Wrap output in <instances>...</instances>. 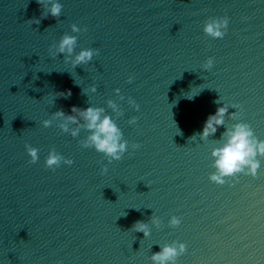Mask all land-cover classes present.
Masks as SVG:
<instances>
[{
	"label": "water",
	"instance_id": "water-1",
	"mask_svg": "<svg viewBox=\"0 0 264 264\" xmlns=\"http://www.w3.org/2000/svg\"><path fill=\"white\" fill-rule=\"evenodd\" d=\"M58 2L60 17L40 19L36 0H0V264H152L173 241L187 246L177 264H264V158L255 178L218 185L211 152L225 129L190 139L217 107L238 103L225 126L248 123L264 140V0ZM224 16L226 35L206 36L207 20ZM65 33L77 36L75 52L99 54L76 68L63 54L52 58L49 46ZM90 105L112 115L128 141L120 161L82 148L84 130L72 137L60 120L42 125ZM25 144L39 149L36 163ZM53 148L74 163L47 169ZM138 220L149 236L132 229Z\"/></svg>",
	"mask_w": 264,
	"mask_h": 264
},
{
	"label": "clouds",
	"instance_id": "clouds-1",
	"mask_svg": "<svg viewBox=\"0 0 264 264\" xmlns=\"http://www.w3.org/2000/svg\"><path fill=\"white\" fill-rule=\"evenodd\" d=\"M37 4L41 6V18L47 19L49 15L56 19L60 17L62 13L63 5L58 0H36ZM40 19L30 20L29 23L40 22ZM229 18L227 16L220 18H209L204 24L203 32L206 36L213 39H222L228 29ZM87 31V29H83ZM73 33H79L81 28L76 24L71 26ZM77 36L63 34L58 42L52 43L49 46V54L52 58L63 54L65 63H70L73 68L79 65H87L92 61L95 55H98V49L86 48L81 49L78 53L75 52L77 46ZM214 60L209 57L203 64L204 70H211ZM133 80L132 76L128 77V83ZM91 91L95 92V86H91L89 89H85V93ZM119 95V89L115 90ZM58 97L69 98L71 92L57 93ZM194 95H187L189 99H192ZM124 99L123 96L120 97ZM127 103L131 105L136 111H139V104L136 103L131 97L128 98ZM217 105L221 104V98L214 101ZM108 107L112 112L119 117L123 115L117 103L109 100ZM242 109V106L238 103L231 105L223 104V106L217 107L214 114H209L203 124L201 132L194 134L190 139H195L198 135L201 140H206L210 136H215L217 130L223 127L225 130L221 133V140L219 147L212 150L211 156L213 157V168L215 171L209 175V180L218 185H224L232 180L237 179L240 174L249 175L255 178L258 174V170L261 166V158H264V140L258 139L254 133L252 127L245 122L234 123L231 128L225 126V116H229L232 119L239 117L240 113L237 111L230 112L229 109ZM71 114L65 113L63 109H60L52 114L50 119L42 121V125L45 128L51 127L53 120H60L58 125L60 130L64 133L70 134L72 137L79 136L81 130H84L88 135L81 141L80 146L85 149H94L96 152L103 154L107 159L108 164L113 161H120L124 154L128 151L129 143L123 137L122 130L118 127L116 119L112 115L106 113L102 107L88 106L87 108H81L72 106L70 109ZM137 117H132L128 120L130 125L137 123ZM70 125H75L71 127ZM132 149L140 148V144H131ZM27 155L30 157L29 163L34 164L39 159V149L25 144ZM71 166L74 161L65 158L58 153L54 148L51 149L45 159V167L55 171L61 164ZM107 165H103L101 172H107ZM153 223L159 224V221L153 217ZM181 223V220L172 216L169 220L170 227H177ZM132 229L135 232H141L145 237L150 235L149 227L143 221H136L132 225ZM187 250V246L184 243L173 241L171 244L164 245L160 251L151 255L150 259L152 264H177V260Z\"/></svg>",
	"mask_w": 264,
	"mask_h": 264
}]
</instances>
